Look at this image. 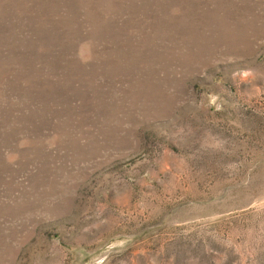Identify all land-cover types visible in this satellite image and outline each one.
Returning a JSON list of instances; mask_svg holds the SVG:
<instances>
[{
	"label": "rangeland",
	"instance_id": "374dc122",
	"mask_svg": "<svg viewBox=\"0 0 264 264\" xmlns=\"http://www.w3.org/2000/svg\"><path fill=\"white\" fill-rule=\"evenodd\" d=\"M0 264H264V0H0Z\"/></svg>",
	"mask_w": 264,
	"mask_h": 264
}]
</instances>
